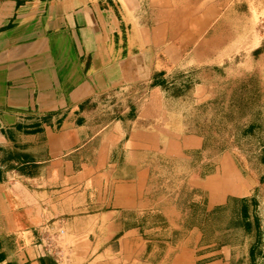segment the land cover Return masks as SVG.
<instances>
[{
	"label": "crops",
	"instance_id": "crops-1",
	"mask_svg": "<svg viewBox=\"0 0 264 264\" xmlns=\"http://www.w3.org/2000/svg\"><path fill=\"white\" fill-rule=\"evenodd\" d=\"M203 8L0 0V264H264V123L221 129Z\"/></svg>",
	"mask_w": 264,
	"mask_h": 264
},
{
	"label": "rangeland",
	"instance_id": "rangeland-1",
	"mask_svg": "<svg viewBox=\"0 0 264 264\" xmlns=\"http://www.w3.org/2000/svg\"><path fill=\"white\" fill-rule=\"evenodd\" d=\"M188 2L190 23L194 21L191 17L194 12L203 11L207 4L216 5L212 19L202 28L205 40L200 44V49L210 55L203 61L218 63L231 75L220 83V87L231 89L230 95L234 97L231 100L235 104L233 112L236 111L234 115L237 119L232 121L233 112L222 117L221 129L227 131L235 128L239 133L248 123L245 115L251 113L253 123H264L260 121L261 111L264 110V0ZM196 4L197 8L194 9L193 5ZM196 80L197 77L194 78ZM243 142L247 146L257 145L251 138Z\"/></svg>",
	"mask_w": 264,
	"mask_h": 264
},
{
	"label": "built area",
	"instance_id": "built-area-1",
	"mask_svg": "<svg viewBox=\"0 0 264 264\" xmlns=\"http://www.w3.org/2000/svg\"><path fill=\"white\" fill-rule=\"evenodd\" d=\"M49 230V228H46ZM63 233L62 228H58L55 233H48V231H45V244L44 248L51 253L52 255L56 256L58 258V261H62V249L60 245L58 244V240L60 235ZM61 264V262H58Z\"/></svg>",
	"mask_w": 264,
	"mask_h": 264
},
{
	"label": "trees",
	"instance_id": "trees-1",
	"mask_svg": "<svg viewBox=\"0 0 264 264\" xmlns=\"http://www.w3.org/2000/svg\"><path fill=\"white\" fill-rule=\"evenodd\" d=\"M256 123H251L249 125V130L252 131L254 128H255V125ZM242 224L244 226V229L246 231H251V230H255L256 234H255V241H260V237L257 233L258 231V228H259V220L255 217L253 218L252 220H247V215H246V211H245V208L242 207Z\"/></svg>",
	"mask_w": 264,
	"mask_h": 264
}]
</instances>
